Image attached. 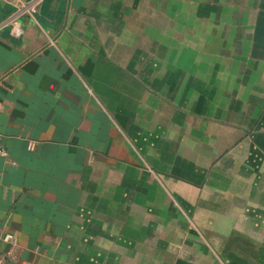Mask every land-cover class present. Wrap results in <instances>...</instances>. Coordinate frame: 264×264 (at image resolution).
Segmentation results:
<instances>
[{
	"label": "crops",
	"instance_id": "obj_1",
	"mask_svg": "<svg viewBox=\"0 0 264 264\" xmlns=\"http://www.w3.org/2000/svg\"><path fill=\"white\" fill-rule=\"evenodd\" d=\"M0 147L21 264H264V0H0Z\"/></svg>",
	"mask_w": 264,
	"mask_h": 264
},
{
	"label": "built area",
	"instance_id": "obj_2",
	"mask_svg": "<svg viewBox=\"0 0 264 264\" xmlns=\"http://www.w3.org/2000/svg\"><path fill=\"white\" fill-rule=\"evenodd\" d=\"M21 13H34L35 11L31 10L27 6L20 9ZM13 34L16 36H20L22 34V31L20 29L13 30ZM0 156L5 157L7 156V152L0 147ZM4 245H10L11 249H14L16 247V239L12 234L9 233H1L0 232V264H21L19 262L17 254H13L12 250L6 252L4 250Z\"/></svg>",
	"mask_w": 264,
	"mask_h": 264
}]
</instances>
